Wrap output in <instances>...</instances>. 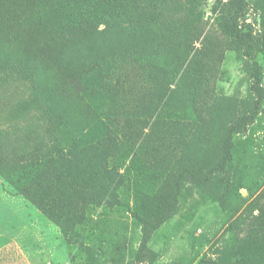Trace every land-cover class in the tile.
Here are the masks:
<instances>
[{"label": "rangeland", "instance_id": "374dc122", "mask_svg": "<svg viewBox=\"0 0 264 264\" xmlns=\"http://www.w3.org/2000/svg\"><path fill=\"white\" fill-rule=\"evenodd\" d=\"M242 2L0 0V264H264V0ZM249 116L240 176L216 171ZM94 120L119 139L96 150L121 175L99 192L56 156ZM137 191L156 203L145 243L115 201Z\"/></svg>", "mask_w": 264, "mask_h": 264}, {"label": "trees", "instance_id": "16d2710c", "mask_svg": "<svg viewBox=\"0 0 264 264\" xmlns=\"http://www.w3.org/2000/svg\"><path fill=\"white\" fill-rule=\"evenodd\" d=\"M221 2V0H218ZM243 0H238V4H243ZM257 4H259V0H257ZM262 10V7L259 6ZM105 10V8H103ZM146 37L150 39L152 34H147ZM153 38V37H152ZM234 41L236 44L243 43L245 45V52H248L250 49L253 48L251 44V35L250 32L244 31L242 29L237 30L234 35ZM260 50V49H258ZM102 67L103 63H99ZM254 65V72H253V79L254 83L257 87V93L260 97L263 96V90L259 88L258 84L260 81V74H259V66L257 65L256 61H253ZM70 84L72 87L76 89L77 92L81 93L82 88L78 84V80L74 78L69 79ZM149 108V105L146 109ZM148 111V110H147ZM253 117H242L238 123L233 125L228 132V137L225 138L221 145V160L215 166V170L218 172H225L227 170H231L234 174L239 177L242 165L244 164V160L248 157V146L244 141L242 144L234 145L232 142V135L235 134L242 126H244L248 120H251ZM68 148L59 149L57 151L56 156L61 158L62 160L67 161V164L75 168L76 171H81L85 173L91 181H96L98 184V188L95 189L96 192H99V189L105 185L107 178H119L121 177L120 173L117 172L116 169L110 168L107 166V161L103 151L96 152L98 148L105 147H117L119 139L115 135H111L110 132L107 131L105 125H103L99 120H94L88 126L83 127L79 132H68ZM149 137V136H147ZM150 139V138H149ZM245 156V158H244ZM43 163H46L43 160ZM41 169H42V165ZM34 167H38V165H33V173L35 174L36 171ZM189 174L192 176L194 182L199 181V170H197L196 164L194 162H190L188 166ZM135 191V189H133ZM113 194V192H111ZM134 205L133 208L128 204L127 201H118L115 199L116 204L120 205L124 208H127L135 218V221L140 225V231L143 236V242L145 243L149 236V231L152 228H157V224L155 223V218L153 217V207L156 205L153 196L145 195V193H140L139 191L134 192ZM104 199V196L100 197ZM118 201V202H117ZM35 205L37 210L42 213L48 220L53 222L55 225L59 226L65 238H67L68 242V221L66 218L56 214V212L45 208L41 202H36ZM157 218V217H156ZM162 216L158 218L161 220ZM259 221V219H256ZM259 238H256L254 244L260 245L263 242L257 241ZM257 241V242H256ZM254 249L255 246L253 247ZM214 263V261L209 262V264Z\"/></svg>", "mask_w": 264, "mask_h": 264}]
</instances>
